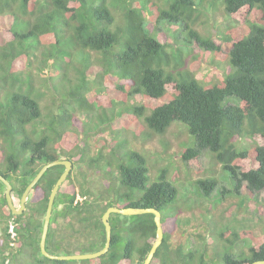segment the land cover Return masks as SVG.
Here are the masks:
<instances>
[{"label": "trees", "instance_id": "1", "mask_svg": "<svg viewBox=\"0 0 264 264\" xmlns=\"http://www.w3.org/2000/svg\"><path fill=\"white\" fill-rule=\"evenodd\" d=\"M160 1L0 0V175L20 198L47 163L68 159L78 169L82 164L92 169V174L71 173L55 196L45 243L51 255L101 250V219L110 207L153 208L161 215L164 235L150 264H209L203 248L172 244L174 222H180L172 212L180 207L179 191L167 169L145 186L147 161L127 146L123 132L119 136L112 131L109 143L99 149L102 155L119 141L117 152L81 159L78 135L98 132L99 127L85 132L96 114L111 123L126 115L128 119L118 121L125 125H137L139 119L145 129L141 138L158 137L166 148L171 124L183 128L194 145L179 154L180 162L198 168L202 156L209 154L232 184L233 189L219 191L217 180L201 176L190 191L201 200H212L215 192L240 196L243 190L251 196L264 190V0H222L234 25L217 42L192 27L202 0ZM164 23L175 26L172 35L181 34L183 45L163 40L165 32L158 27ZM191 40L203 51L221 54V46L226 49L221 79L205 85L186 67ZM137 96L141 104H132ZM76 122L82 125L75 135L69 128ZM244 138L252 141L247 148L238 144ZM98 164L101 169L96 170ZM111 168L117 184L98 190L88 183L89 178L109 176ZM63 170L49 168L17 216L9 210L0 183V264L70 263L49 260L39 248L49 194ZM10 224L16 238L8 233ZM109 224L108 252L78 264H132L134 254L142 264L156 238L153 215L112 214ZM222 231L221 240L236 250L224 254V264L264 260V231L259 236L246 229Z\"/></svg>", "mask_w": 264, "mask_h": 264}, {"label": "rangeland", "instance_id": "2", "mask_svg": "<svg viewBox=\"0 0 264 264\" xmlns=\"http://www.w3.org/2000/svg\"><path fill=\"white\" fill-rule=\"evenodd\" d=\"M152 1L161 4L160 0ZM220 2L218 0H202L203 7H201L200 12L198 13L199 19L192 25L193 29L196 30L199 35L202 37H211V39L216 42L224 36L223 33L228 27L234 25V21L229 20L224 12L222 0H220ZM121 5V2L119 1L118 7ZM113 12L116 17L120 16L119 8L113 9ZM174 27L175 26L173 25L171 26L164 23L161 24L158 29L161 30L160 32H165L162 37L165 42L177 47V45H183L184 43L181 34L176 37L172 35L175 31V29L173 30ZM187 46L191 47L193 52L186 57L185 65L195 73L199 82L207 85L208 83L210 84L213 81L221 79L225 71L224 55H226V49H224L223 46H221L220 53L224 55L203 51L204 49L200 48V46L192 40ZM132 104H141V97L137 96L134 98ZM95 113L96 112L93 114ZM87 117H92V115ZM74 118L76 120L77 118H81V121L83 122L82 117L77 116V114L74 115ZM95 119H97V121H95ZM124 119H128V116L124 115L115 119V121L111 123L109 121H104L103 118L99 119L98 114L93 116L94 122L89 125L88 129H85V132L90 131L91 128L99 127L97 129L98 132H88L91 136L87 134L86 137L78 135L80 142L78 155L82 156L81 159L85 157V154H89V157H92L93 155L94 158H99L101 156L110 155L111 153L109 152L112 150L117 152L118 149L116 147L118 146L119 141L113 142L112 149H104L102 155L99 154V149L104 145V142L109 143L112 131L117 135L123 132V135H125L128 142L127 146L132 150L138 151L147 161L146 187L156 182L161 171L167 169L168 178L174 182L175 187L179 191L178 205H180V207L176 208L174 206L172 211L174 213L173 215L179 218L180 221L179 223H177V221L174 222L171 239L173 245L181 244L183 246L189 245L193 248H203L206 251V254H204L206 263L224 264V254L229 252L235 253L236 250L235 245L231 246V243H227L219 237L220 233L223 232V229H246L250 230L255 236H259L264 231V190L252 194L251 196L244 193L243 190L240 191V196L236 194H228V196L222 197L220 192L219 195L218 192H215L212 200H210H216L214 204L210 201H204L195 197L190 191H195L192 188L193 181L201 176H210L217 180L219 182V191L222 189H233L231 188L232 184L229 183L230 181L228 182L226 180V178L228 179L227 172L222 170L221 166L212 163L209 154L202 156L198 168L192 166L185 167L179 160V154L186 148L193 146L194 140L178 124H171L167 130L165 139L169 142L170 146L169 148H166L163 146L164 140L162 141L158 137L152 136L145 139L141 138L142 132H145L144 124L141 120L138 119V126L134 123L125 125L126 122H118ZM102 122H104L103 127L100 126V123ZM76 123L77 124H74L69 128L71 133L75 135L77 133L76 131L79 130V127L81 128L82 125L78 122ZM238 144H241V148H247L249 144H252V141H250L249 138H244L240 140ZM99 166V164L94 165V168L98 170L100 168ZM91 170L92 169L86 164L80 165V169H78V165L75 166L73 164L70 172L82 171L86 174H92ZM111 170L113 173L107 174L110 177L104 176L103 179H101L100 176L97 178H89L88 183L98 190L105 188L103 186L108 182L110 184H117V177L115 176L114 168H111ZM127 192L136 195L141 194V191L137 190H127ZM111 197L113 198L114 196L111 195ZM13 201L16 206L19 204V200L16 196L13 197ZM164 218L165 214L163 213V219ZM79 241L85 243L84 240ZM236 243L239 245V242ZM247 244L248 246H251L253 244L252 240L247 239ZM246 248L247 247L243 248L244 252H247ZM240 249H242L241 244ZM75 254L81 253L77 252ZM78 263L79 261H70L69 264ZM132 264H137V258L132 261Z\"/></svg>", "mask_w": 264, "mask_h": 264}, {"label": "water", "instance_id": "3", "mask_svg": "<svg viewBox=\"0 0 264 264\" xmlns=\"http://www.w3.org/2000/svg\"><path fill=\"white\" fill-rule=\"evenodd\" d=\"M54 166H63L65 167V170L62 172V174L59 176L57 181L55 182L48 198L41 236H40V242H39V248L42 256L45 258H48L49 260H55V261H82V260H91L98 257H101L102 255L106 254L108 252V249L110 247V241H111V227L109 225L108 219L111 214H118L121 216H136V215H143V214H152L153 215V221L156 228V238L154 243L152 244L149 253L147 254L145 260L142 264H150L154 254L157 250V248L161 245L163 241V230L161 225V215L160 213L153 208H116V207H110L108 208L105 213L102 216V223L105 228V234H106V242L104 247L93 253L88 254H75V255H61V256H55L49 254L45 249V242H46V236L48 232V227L50 223L51 218V212L52 207L54 203L55 196L59 190V187L61 184L66 180L71 168H72V162L70 160H57L54 162H50L42 166V168L38 171V173L35 175V177L31 180V182L26 186L25 190L23 191L21 198L19 200V208H16L14 206L13 200H12V185L0 175V182L5 187L4 197L7 203V206L11 213L13 215H20L25 209V203L28 199L29 194L33 190L34 186L38 183V181L41 179V177L44 175V173L51 167ZM251 264H264L263 261H256Z\"/></svg>", "mask_w": 264, "mask_h": 264}, {"label": "clouds", "instance_id": "4", "mask_svg": "<svg viewBox=\"0 0 264 264\" xmlns=\"http://www.w3.org/2000/svg\"><path fill=\"white\" fill-rule=\"evenodd\" d=\"M225 12V11H224ZM226 14V13H225ZM227 15V14H226ZM66 160H68V159H66ZM71 161V160H70ZM54 162V161H53ZM72 162V161H71ZM44 166V165H43ZM72 166H73V163H72ZM55 167V166H54ZM42 168V167H41ZM40 168V169H41ZM52 168V167H51ZM64 168V170H65V167H63ZM39 169V170H40ZM72 169V168H71ZM63 170V171H64ZM71 171V170H70ZM38 173V172H37ZM45 174V173H44ZM62 174V173H61ZM71 174V172H69V174H68V176ZM67 176V177H68ZM35 177V176H34ZM105 177H110V176H105ZM67 179V178H66ZM8 181V180H7ZM9 182V181H8ZM39 182V181H38ZM65 182V181H64ZM63 182V183H64ZM1 183V182H0ZM10 183V182H9ZM62 183V184H63ZM2 184V183H1ZM61 184V185H62ZM108 185H112V184H110L109 182L107 183V184H105L103 187H105V189L107 188V186ZM53 188V187H52ZM60 188V187H59ZM25 190V189H24ZM59 191V190H58ZM4 192H5V187H4ZM32 192V191H31ZM31 194V193H30ZM30 194H29V196H28V199H29V197H30ZM57 194H58V192H57ZM56 194V195H57ZM11 196H12V200H13V197L15 196V194L13 193V187H12V194H11ZM20 198H21V196H20ZM20 198H17L18 200H20ZM28 199H27V201H26V203L28 202ZM76 200H78V201H81V198H79V197H77V199ZM13 203H14V201H13ZM26 203H25V205H26ZM54 204V203H53ZM14 206L16 207V208H19V204L16 206V204L14 203ZM53 208V207H52ZM117 208V207H116ZM25 210V209H24ZM23 213V212H22ZM105 213V212H104ZM112 215V214H111ZM110 215V216H111ZM15 216H17V215H15ZM45 216V215H44ZM110 216H109V218H110ZM102 220V219H101ZM43 221H44V218H43ZM108 222H109V219H108ZM110 225V224H109ZM162 225V224H161ZM43 226V225H42ZM104 226V225H103ZM111 227V226H110ZM105 229V228H104ZM163 230V229H162ZM8 233H9V235H10V237H12V238H16V234H15V230H14V225L13 224H10L9 225V230H8ZM48 233V232H47ZM163 235H164V233H163ZM47 237V236H46ZM40 242V241H39ZM105 242H106V234H105ZM46 243V242H45ZM11 246H15V243L14 242H11ZM46 249V248H45ZM109 250V249H108ZM47 251V250H46ZM86 254H88V253H86ZM71 255H75V254H71ZM135 258H137L136 257V255L134 254V256H133V260L135 259ZM83 261V260H82Z\"/></svg>", "mask_w": 264, "mask_h": 264}]
</instances>
